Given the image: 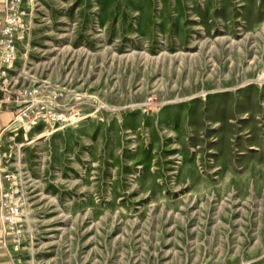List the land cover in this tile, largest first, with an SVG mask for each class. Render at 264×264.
I'll use <instances>...</instances> for the list:
<instances>
[{
    "label": "rangeland",
    "instance_id": "1",
    "mask_svg": "<svg viewBox=\"0 0 264 264\" xmlns=\"http://www.w3.org/2000/svg\"><path fill=\"white\" fill-rule=\"evenodd\" d=\"M12 76L84 119L0 142L18 264H264V0H22Z\"/></svg>",
    "mask_w": 264,
    "mask_h": 264
},
{
    "label": "built area",
    "instance_id": "2",
    "mask_svg": "<svg viewBox=\"0 0 264 264\" xmlns=\"http://www.w3.org/2000/svg\"><path fill=\"white\" fill-rule=\"evenodd\" d=\"M6 12L0 32V112L11 108L12 117L5 133L16 135L21 129L30 131L38 126L53 133L77 124L84 119L81 106L86 104L85 94L47 81L19 85L11 75L27 36V14L22 0H6ZM8 179L10 175L5 172ZM1 200L3 221L12 228L18 220L20 201L7 188Z\"/></svg>",
    "mask_w": 264,
    "mask_h": 264
},
{
    "label": "crops",
    "instance_id": "3",
    "mask_svg": "<svg viewBox=\"0 0 264 264\" xmlns=\"http://www.w3.org/2000/svg\"><path fill=\"white\" fill-rule=\"evenodd\" d=\"M6 15V0H0V32L4 25ZM11 117V108H7L6 110L0 112V142L5 134L7 126L10 123ZM6 186L5 170L2 165V157L0 153V264H18L17 258L9 243L6 224L2 218L3 209L1 196L2 192L7 188Z\"/></svg>",
    "mask_w": 264,
    "mask_h": 264
}]
</instances>
